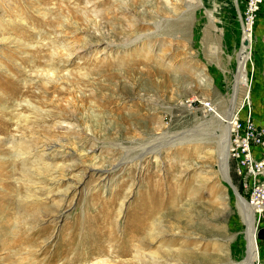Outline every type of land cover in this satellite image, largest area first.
Instances as JSON below:
<instances>
[{
  "label": "rangeland",
  "instance_id": "rangeland-1",
  "mask_svg": "<svg viewBox=\"0 0 264 264\" xmlns=\"http://www.w3.org/2000/svg\"><path fill=\"white\" fill-rule=\"evenodd\" d=\"M243 6L0 0V264H248L252 231L264 264L222 176L235 89L264 143V6L250 32Z\"/></svg>",
  "mask_w": 264,
  "mask_h": 264
},
{
  "label": "built area",
  "instance_id": "built-area-1",
  "mask_svg": "<svg viewBox=\"0 0 264 264\" xmlns=\"http://www.w3.org/2000/svg\"><path fill=\"white\" fill-rule=\"evenodd\" d=\"M264 0H244L242 17L246 28L258 19ZM232 136L229 156L235 161L236 174L242 180L248 193V203L257 218V230L264 227V182L261 180L264 169V157L256 156L257 149L263 148L261 133L250 126L249 121L234 118L231 124ZM263 146V147H262Z\"/></svg>",
  "mask_w": 264,
  "mask_h": 264
},
{
  "label": "bare ground",
  "instance_id": "bare-ground-1",
  "mask_svg": "<svg viewBox=\"0 0 264 264\" xmlns=\"http://www.w3.org/2000/svg\"><path fill=\"white\" fill-rule=\"evenodd\" d=\"M243 19V17H242ZM244 23V27H245V22L243 21ZM252 27H248L247 29H245V31L247 32H250L252 30ZM93 33V32H92ZM89 42V40H88ZM90 43V42H89ZM84 46V45H83ZM55 72H57L56 69H54ZM236 88V87H235ZM236 89L234 90V97L232 99V104H231V107L229 108V111H228V121L225 123V129H224V138H223V148H224V153H223V158H222V176H223V179L228 183V185L230 186V188L232 189L233 191V194L238 198V200L240 201V203L243 205L244 208H248L249 213H253L254 210L251 206L246 205L245 201H243V197H241V195L237 192V190H235L234 186L231 184L230 180H229V177H228V155H229V146H230V127H231V124H233V121H234V117L235 115L233 114V108H234V102H235V99H236ZM227 146H228V153H227ZM257 152V150H256ZM246 206V207H245ZM247 212V211H246ZM249 214V215H250ZM255 214V213H254ZM249 215L247 216V221H249ZM252 217V215H250ZM256 216V215H255ZM257 219V218H256ZM250 222H251V219H250ZM252 226L250 225L249 223V228H251ZM254 229V227H253ZM257 233V221H256V228H255V235ZM256 239H257V236H256ZM248 246H249V250H252L251 253L253 254V257H250L249 255V259H248V264H252V261H255L256 260V257H257V246H256V243H255V236L253 234V231H252V236L249 238V243H248Z\"/></svg>",
  "mask_w": 264,
  "mask_h": 264
},
{
  "label": "water",
  "instance_id": "water-1",
  "mask_svg": "<svg viewBox=\"0 0 264 264\" xmlns=\"http://www.w3.org/2000/svg\"><path fill=\"white\" fill-rule=\"evenodd\" d=\"M247 201V200H246ZM257 239H262L264 238V227L259 228L256 233Z\"/></svg>",
  "mask_w": 264,
  "mask_h": 264
}]
</instances>
